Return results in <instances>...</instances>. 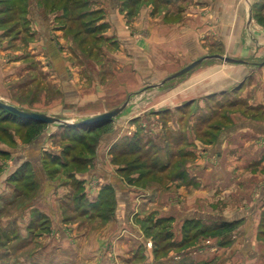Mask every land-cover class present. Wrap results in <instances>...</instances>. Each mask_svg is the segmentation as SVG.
<instances>
[{"label":"crops","instance_id":"obj_1","mask_svg":"<svg viewBox=\"0 0 264 264\" xmlns=\"http://www.w3.org/2000/svg\"><path fill=\"white\" fill-rule=\"evenodd\" d=\"M144 12L141 10L134 20L127 21L129 25L126 26L121 16L105 15L102 23L112 21L111 25L116 30L109 28L102 36L110 38V46L117 48L115 51L108 48L104 51L109 61L105 62L103 69L98 67L93 79L84 76L85 66H78L70 60L69 48L72 45L69 48L65 46L64 35L59 33L64 29L57 27L55 34L59 44L53 39L37 43L41 46V54L48 58H44L48 62L42 71L47 73L51 70L48 80H52V85L57 86L59 91L51 99V105L46 106L44 94H37L31 99L26 96L20 102H13L7 94L11 89L9 78L12 67L2 68L0 100L26 112L45 114L72 124L79 121L78 118L84 120L106 113L136 93L141 84L139 71L143 67H149L152 81L157 77L166 78L207 56L218 54L243 62L225 63L208 58L186 75L172 80L173 84H179L177 89L171 87L167 91L151 92V111L138 105V109L131 108L127 115L124 113L118 123L112 125V130L99 133L95 155L87 156V160L91 159L87 169L83 172L70 171L66 173L67 177L62 175L64 172L61 170L50 168L45 161L50 159L52 162V159L64 154L61 143L57 142L61 132L68 130L65 127L72 126L64 125L62 129L61 124L55 123L41 128L34 122L19 120L21 125L41 128V134L26 142L24 138L13 137L10 133L14 147L9 149L8 143H0V154L14 159L15 165L19 164L26 170L33 169L39 188L21 191L18 205L11 203L8 208L4 207L9 210L8 213H1L0 210L4 216L7 213L5 220L0 222V230L5 235L19 230V234L13 235L10 243L0 251V264H70L75 250L78 251V260L106 264L108 247L112 245L120 255L131 253L133 256L141 252V245L134 240L127 245L123 237L127 229L125 226L129 225L132 232L137 229L133 217L138 213L140 192L134 193L141 190L125 182L118 172L124 167H117L111 156L113 149L124 138H129L127 133L133 129L135 133L132 137L147 132L150 140L164 139L159 142L164 148L172 146L171 140L167 143L166 137H163L165 134L178 136L180 140L173 143L174 150L191 154L183 158L186 163L177 175L164 180L167 181L165 186L154 184L151 190L153 196L159 198L163 195L170 200L176 196L173 193L179 191V198L184 200L180 202L185 209L192 201L194 205L190 206L194 207L189 209L194 210L191 212L214 215L216 211L213 208L219 203V198L230 191L231 195L226 197L234 209L231 214L224 213L228 218L226 222L236 223L239 233L246 231L244 237L233 239L232 251L239 248L240 252L231 256L236 255L237 261H243V264H264V253L260 255L264 251V242L257 238L264 225V0H151V13ZM138 34L141 36L137 38ZM109 70H112L110 76L106 73ZM212 97L231 99L233 111L228 116L233 125L223 137L221 146L222 139L214 146L204 147L198 142L193 128L199 124L197 118L205 114L203 108ZM142 102V105H148L146 101ZM186 106H189L187 111L183 109ZM240 106L244 107V112L239 111ZM4 128L11 129L10 126ZM8 161L0 160V166L4 167ZM222 169L225 172H221ZM15 170H11L7 177H12ZM78 183L81 187L79 202L85 204L84 208L75 205ZM111 188L116 206H113L109 217L110 224L103 226L101 223L98 227V221L102 219L87 218L89 215L86 212L93 205L102 203L103 197L107 202L105 194ZM13 195V189L6 194L7 197ZM206 200L208 206L205 208ZM174 206L177 205H173V209ZM176 213V210L171 211L166 215L167 219H174ZM186 217L179 220L184 221ZM85 220L99 228L96 238L75 236L71 239L69 232L75 235L77 227ZM138 231L141 233L140 228ZM135 244L137 250L132 247ZM10 246L20 248L10 249ZM172 250L162 264H197L203 261H196L190 255L177 261L172 256L177 249ZM153 262L160 263L154 257Z\"/></svg>","mask_w":264,"mask_h":264},{"label":"rangeland","instance_id":"obj_2","mask_svg":"<svg viewBox=\"0 0 264 264\" xmlns=\"http://www.w3.org/2000/svg\"><path fill=\"white\" fill-rule=\"evenodd\" d=\"M150 9L151 0H0V77H3V67H12L10 72L11 77L9 78L11 89L7 93L10 96L9 98L12 99L13 102H20L21 99L25 98L26 96L31 99L37 94H44L46 95L47 99L46 106L51 105V99L55 98L59 91L57 86L55 87L52 85V80H48L49 77H51V70H49L47 73L42 71V68L47 66L48 58L41 54V46L39 47L37 43L43 39L57 40L55 34L57 27L60 28L59 30L64 29L61 30V32L59 30L58 31L64 35L66 41L65 46L69 48L72 45L69 48L70 54L72 55L70 60H73V62L75 61L78 66H85L86 69L84 76L93 79V74L98 69V67L103 69V67H105L106 63L109 61V56L107 57L104 51H106L107 48L115 51L117 48V46H110V38L106 39V37L102 36V33L107 32L109 28L114 29V26L111 25L113 24L112 21H109V23H102V21L105 19V15L110 17L111 15L121 16L125 19L123 23L126 26L129 25L127 21L130 22L132 19L134 20L135 17L141 13V10H144V13L148 14L151 13ZM39 15L42 16V18ZM53 27H55V29ZM36 28L39 29V31ZM138 36L140 37L141 35L138 34L137 38ZM44 58L47 60H44ZM149 72V67H143V69L139 71V82H141L139 89L136 91V93L126 97L127 99H125L122 103L119 102L117 107L121 106L125 102H128V105L125 110L110 123L104 124L102 127H99V129H95L96 131L93 130L94 132H92V134L88 132V127H90V125L79 127L74 126L69 130H63L64 132H61L59 136L60 141L57 143H61V149L69 150L70 154L73 152L71 154V158L63 154L59 158H54L56 159V162L53 163L49 159L50 162L45 161V164L49 165L50 168L56 169L57 171L61 170V172H64L62 175L67 177L66 173L75 170L72 168V165L70 169L64 168L61 166L62 162H69L70 165L72 157H75L79 154L88 157L95 155L94 149L97 147L96 143L98 144L100 139L99 133L112 130V125H114V123H118L117 120L121 119V116L124 115V113L127 115V112L131 108L135 109L138 105L141 108H147V111H151V92L156 93L158 91H167L171 87H175V89L178 88L179 84H173L172 80L178 79L179 77L172 79L161 86H157L167 77H157L151 81ZM106 73L110 76L112 74V70H109ZM8 76L9 75L6 77L8 78ZM102 80L105 81V77H103ZM151 85L156 86L151 87ZM142 101H146L145 104L148 103V105H142V103H144ZM230 101L231 99L228 98H221L219 100L218 97H212L203 108L206 110L205 114L202 117L197 118L199 124L193 128V132L198 136V142L200 144L202 143L204 147L209 145L214 146L217 144L218 140L222 139L220 142L221 146L223 143V137H226L228 130L232 129L231 125H233V123L228 116V113L233 111L231 108V105L233 106V104ZM240 108L241 109L239 111L244 112V107L240 106ZM183 109L187 111L189 106H186ZM197 109L200 108L197 107ZM192 110L195 109L193 108ZM3 117H6V119H3ZM19 120L27 121L26 119L20 117L16 118L11 114H7L5 110L0 109V143H8L9 149L10 147H14V136L24 138V140L28 142L32 140V138L39 136L42 132L41 128L45 127L43 124L40 125L41 128H34L32 125L30 127L21 125V123H18ZM77 120L79 121L75 123L83 121L79 118ZM171 120L172 118H170V121ZM51 125H55V123ZM56 125L60 126L59 123H56ZM8 126L11 127L10 130L3 129L4 127ZM106 127L108 128L105 129ZM60 128L63 129L64 125L61 124ZM133 132L135 133L134 129L130 130L127 133L129 138L124 139H130ZM10 133L13 135V137L10 136ZM129 133H131V135ZM137 137H139L138 140L140 141L141 147H143V145H145L150 139L147 132L138 133L135 136V140H137ZM163 137H166L167 143L170 140L172 143L178 142V136L175 137L173 134H165ZM124 139L122 140L123 142L118 144V146H127L130 149H136V145H128ZM158 140L156 141L158 142ZM91 143L92 148L89 150L87 149L86 145L88 146V144ZM71 146H76V149L71 151ZM138 155V153H133L131 155L121 157L118 153V156L121 158L117 161V158H115L116 153H111L112 161L117 167L122 166L127 168V165L130 166V164H144L137 169H130L128 166V168L124 169L123 172L120 170L118 171L129 186L141 190H136L137 192L135 191L134 193L136 194L140 192L138 193L140 194V199L138 200V213L133 217V224L135 227H137V229H134V232H132L128 227L129 225L125 226L127 229L126 234L123 236L125 238H123L124 242L126 241L127 245L131 244L129 241L133 240L136 241L134 243L139 244V246L141 245L139 247L141 252L133 256L131 253H128V255H120L118 249H114V245L109 246L107 254L108 261L106 264H153V257L160 262L159 264H162V260L171 254L173 251L172 249H177L174 254H172L174 259L177 261H180V258L183 256L190 255V257L196 261L203 260V263L197 262V264H229L230 262L241 264L243 261H237L238 258L236 255L231 256L235 252H240L239 248L237 251H232V244L235 242L233 239L244 237L246 231L242 230L239 233L236 226L232 228V226L223 224L228 220L224 213L231 214V211L234 209L231 202H228V198L226 197L227 194V196L231 195L230 191L227 193L224 192L225 195H220L221 193L219 194L220 196L224 195L225 197L219 198V203L213 208L216 211V214H195L194 212H191L194 210V208L189 209V207H194L190 206V204L194 205L192 201H190L192 203L189 202V205H187L188 210L181 205L180 201L183 202L184 200L179 198V191L174 192L173 194L176 196L170 200L163 195L159 196V198L153 196L151 190L153 189L154 184L165 186L167 181L164 180H167L169 177H167V175L165 176L164 174L151 172V164L153 161L152 155L146 152L140 155L141 159H138ZM6 159L9 160L7 164L4 167L3 165L0 166L1 213L2 211H7V206H11V203L15 205L19 204L21 200L20 191H25L29 187L31 189L33 188L34 191L39 188L33 169L28 168V170H26L27 174L24 171L23 176H20V172L25 167L19 164L15 165L14 159L10 160L5 158L4 155L0 154V160L5 161ZM173 162L174 163L172 164L171 168L168 169L169 175L179 173V168L183 166L180 165V159L173 160ZM182 162L185 164L186 160L184 159ZM187 162L189 163L190 159ZM221 167L223 168V166ZM13 169L16 170L12 174V177H7L8 173H10V171ZM221 172L225 171L222 169ZM227 176L229 175L227 174ZM4 177H7V179L4 180ZM5 183L7 184L6 186ZM11 185L15 195L12 197H7L6 194H8L9 190H12ZM76 190L77 199L75 200V205H79L80 207L84 208L85 204L82 201L79 202L78 199L79 193H81V187H76ZM105 195L108 196V205H106L107 208L110 206H116L113 189H109L108 193ZM102 200L105 201L104 197ZM165 204H167V206ZM173 205L177 206H174L173 209ZM5 206L7 207L6 209L4 208ZM206 206H208V200H206L204 203L205 208ZM174 210L177 212L175 218L172 220L167 219L166 215H169L170 212ZM185 210H187V212ZM94 211L96 212V210ZM165 211H167V214H164ZM8 212L9 210L7 213ZM161 212L164 213L162 214ZM7 213L5 214L7 215ZM103 215L107 219H104L103 216L100 217L102 220L100 222L98 221V227L101 225V223L103 226L110 224L108 223V220L110 219L109 213H104ZM5 216L0 214V222L5 220ZM184 216L187 217L184 221H182V217ZM208 216L216 217L217 219H209ZM88 217L89 216H87V218ZM186 221L188 222L186 223ZM80 224L81 226L77 227V233L75 235H72L71 231L69 232L71 239H73L75 236L77 238L82 236H87L91 239L96 238V234L99 230L98 227L86 220ZM184 224L185 226H183ZM34 226L35 224H33L31 228L34 229ZM139 228L141 233L138 231ZM37 231L39 230L37 229ZM109 232L110 231H107V233ZM116 233L118 235V231ZM17 234H19V230L14 231L12 234L11 232H7L6 235L0 230V251H2L7 246L6 244L10 243L13 235ZM114 234L112 235L113 237H115ZM33 238H36V236ZM257 238L259 241L264 242V225L261 226V230L258 231ZM181 243L185 244L181 249H179L178 245ZM137 244L132 246L133 249L137 250ZM169 245H171V247H169ZM164 246L166 247L163 248ZM256 247L258 248V246ZM9 248L19 249L20 247L10 246ZM128 248L130 249V245ZM166 249L168 250L165 252ZM72 251L73 247L71 249V252ZM258 251L255 250L257 254ZM263 253L264 251H262L260 255ZM73 255L74 257L72 258L74 260L71 261L70 264H90V262L85 260L77 259V250L73 251ZM92 263L97 264L98 262Z\"/></svg>","mask_w":264,"mask_h":264},{"label":"trees","instance_id":"obj_3","mask_svg":"<svg viewBox=\"0 0 264 264\" xmlns=\"http://www.w3.org/2000/svg\"><path fill=\"white\" fill-rule=\"evenodd\" d=\"M7 112V111H6ZM7 114H11L9 112H7ZM13 115V114H11ZM15 116V115H13ZM7 117V116H6ZM6 117H3V119H6ZM16 118H19L17 116H15ZM3 122V121H1ZM4 122H7V121H4ZM36 125L40 126L42 124H38L36 122H34ZM44 125V124H43ZM101 125V124H100ZM73 127V126H72ZM72 127H65L67 128L68 130L71 129ZM98 127V126H96ZM94 127L93 129H91V134L92 132H94L93 130L95 129H98ZM5 129V128H3ZM96 131V130H95ZM85 138V137H84ZM139 137H137V140H135V137L131 138V139H126L125 141L127 142L128 145H132V146H135L136 145V149H130L128 148L127 146L126 147H121V146H116L112 153H116V156L115 158H117L116 160L118 161L121 157H124V156H127V155H131L133 153H138V159H141V154H144V153H148L150 155H152V164H151V172H156L157 174H164L165 176L167 175V177L169 178H173L175 175H177L178 173H174L172 175H169L168 174V169L171 168L172 164L174 163L173 160H179L180 159V163L182 165H184V163L182 162L183 158L185 157H190L191 154L187 151H184V150H174V147L173 145L172 146H168L169 148H164L159 142L163 141L164 139H160V141H153V140H148L147 143L145 145H143V147H141V144H140V141L138 140ZM178 141L180 140L179 137H177ZM86 140V139H85ZM173 144V143H172ZM90 145L91 144H88V146L86 145L87 149L90 150ZM76 149V146H71V151H74ZM144 152V153H143ZM118 153L120 154V156H118ZM64 155L65 156H68L70 155V151L67 150L64 152ZM56 159H52V162H56L55 161ZM89 160L91 159H88L87 160V156L85 158V156H82V155H77L75 157H72V161H71V164L69 165V162H64V164H62V166L64 168H71V165H72V168L77 171V172H83L87 169V165L89 163ZM180 164V165H181ZM141 165H144L143 163H137V164H130L127 165V168L129 166V168L131 169H137L139 168ZM127 168H123L121 169V172H123L124 169H127ZM180 170V168H179ZM24 171L26 173V169L24 168L21 172H20V176H23L24 174ZM27 174V173H26ZM80 184L78 183L76 187H79ZM27 189H30L27 188ZM33 189V188H32ZM31 189V190H32ZM21 192V191H20ZM79 199V197H78ZM107 202L106 201H102V203L100 202L99 204L96 205H93L91 207V209L88 211L87 210V214L89 215L90 218H95V217H102L104 218V213H109V217L111 215V213L113 212V206H110L109 208H107ZM96 210V212L94 211ZM95 214V216H94ZM188 221H186L187 223ZM34 223L36 224V221H34ZM185 223V224H186ZM185 224L183 226H185ZM224 225H227V226H232V228H234V226H237L236 223L234 222H224L223 223ZM45 223H43L42 227H44ZM44 230V229H43ZM31 231L32 228H31ZM185 243H181L178 245V248H182L184 246ZM166 246H164L163 248H165ZM169 247H171V245H169ZM162 248V247H161ZM157 250V249H156ZM155 250V251H156ZM168 249L165 250V252L167 251ZM158 254V253H156Z\"/></svg>","mask_w":264,"mask_h":264},{"label":"water","instance_id":"obj_4","mask_svg":"<svg viewBox=\"0 0 264 264\" xmlns=\"http://www.w3.org/2000/svg\"><path fill=\"white\" fill-rule=\"evenodd\" d=\"M208 58H213V59H218L222 62L225 63H242L243 61L237 60V59H233L231 57H225L222 55H212V56H207V57H203L201 59H198L196 61H194L193 63H191L190 65L186 66L185 68H183L182 70L178 71L177 73H174L173 75H171L170 77H167L166 79H164L159 85L157 86H161L163 84H165L166 82L178 78L186 73H188L189 71H191L193 68H195L196 66L200 65L203 60L208 59ZM128 102L123 103L121 106L108 111L106 113H103L101 115H98L96 117H92L89 119H85L83 121H80L79 123H72V124H67L64 123L61 119L56 118V117H51V116H47L45 114H40V113H34V112H25L23 110H20L12 105H9L3 101L0 100V109L5 110L17 117L26 119L27 121H33L36 122L38 124H44V125H49V124H54V123H59V124H63V125H68V126H86V125H95V124H107L110 123L114 118L118 117L127 107ZM203 217V216H201ZM209 219H217L216 217H212V216H208Z\"/></svg>","mask_w":264,"mask_h":264},{"label":"flooded vegetation","instance_id":"obj_5","mask_svg":"<svg viewBox=\"0 0 264 264\" xmlns=\"http://www.w3.org/2000/svg\"><path fill=\"white\" fill-rule=\"evenodd\" d=\"M15 107V106H14ZM17 108V107H16ZM21 110V109H20ZM24 111V110H23ZM26 112V111H25ZM96 126H99L100 124H95ZM95 125H90V127H88V132L91 134V129H93L94 127H96ZM67 151V150H64V152Z\"/></svg>","mask_w":264,"mask_h":264}]
</instances>
